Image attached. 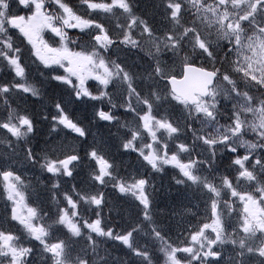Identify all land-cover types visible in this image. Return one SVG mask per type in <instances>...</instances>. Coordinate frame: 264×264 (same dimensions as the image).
<instances>
[{
	"label": "trees",
	"instance_id": "trees-1",
	"mask_svg": "<svg viewBox=\"0 0 264 264\" xmlns=\"http://www.w3.org/2000/svg\"><path fill=\"white\" fill-rule=\"evenodd\" d=\"M96 1L101 2L103 0H92V2ZM66 2L76 13L79 12L76 4L77 0H66ZM125 2L130 5L134 15L146 20L153 37L148 35L140 37L137 29L141 25L136 22L131 29V34L138 40L139 47L137 49L125 47L121 43L122 35L113 38L111 39L113 42L109 48L108 59L120 63L134 74V87L141 95H149L152 99V105L149 110L148 106L133 96L128 102L132 105L134 112L139 113L140 116L135 115L133 111H125L119 107V104L124 102L127 90L121 84L114 83L109 91L111 98L118 105L113 114L118 115L120 119L110 125L106 122H96L94 120V113L97 108L104 107L107 109L106 102L93 101L86 97L76 99L72 86L61 84L53 79L54 74L61 75L62 72L58 73L52 67L44 68L42 62L31 53L25 40L18 38L17 33H14L15 28H8L2 37L3 40L1 41H9L13 50L9 51L1 43L0 52L3 51L7 58H18L19 63L23 65L26 71L24 78L21 79L13 73V67L7 58L0 59V86L6 85L8 87L7 91L0 92V120L14 119L16 115L25 113L33 118L37 126L36 134L26 141L13 140L4 129L0 128V170L9 169L25 180L22 189H19L25 193V200L21 204L27 209H38V214L30 216V221L33 227L44 230V244H42L35 237L25 232L21 224L13 222L9 211L11 203L0 195V232L12 235L15 238L14 246L28 249L27 256L22 258L24 264H52L54 253L48 251L46 246H52L55 243H62V250L60 251L61 260L64 261V264H73L80 257L89 255L93 249L97 254L106 255L107 258L104 264H138L139 256L129 253L117 239L122 230H126L129 225L138 222L139 213L136 202L132 198L121 197L114 193L111 187V177H103L102 183L93 178L99 174V165L94 159H89L88 149L95 148L96 154L110 163L109 171L118 180H128L131 183L132 179L136 177L149 175L148 170L135 153H125L120 150L121 142L127 140L133 131L141 129V116L145 114L155 117L167 116L179 123L184 130V134L176 137V139L187 141L191 137L189 127L197 131L198 136L204 142L197 141L195 150L205 160L215 159L210 171L204 168V165H201V172L207 173L208 176L222 174L230 177V182H232L231 184L236 192V196L234 195L236 202L234 201L235 197L231 195L232 191H230V194L229 190H224L221 193L217 203V212H220L224 219L232 218L234 221H239L243 215L239 198L253 193L251 181L241 180L245 186L243 188L241 184L236 183L240 178L238 177L237 166L233 165L231 161L236 157H243V153H245V149L240 148L238 145L239 138H236V143L232 145L228 139L224 138L222 142L215 140L209 143V134L213 135L211 130H215L217 134L220 133L222 128H214L215 121L207 126L204 121H189L177 104L168 99L167 93L169 91L164 81L154 79L150 74L152 62L148 60L144 52L151 51L157 43H160L159 37L164 33L175 35L182 30L179 25H174L167 18V10L164 7L163 0H125ZM2 6L7 8L4 14L5 18L10 17L9 12L16 13L15 10H18L19 16L28 13L23 12V8H14L11 0H4L3 3H0V9ZM82 7H85V5ZM119 14V12L105 14L98 11L97 13H86L82 17L85 20L92 21L93 24L102 26V29L111 34L119 29L120 25L123 28L127 26V23ZM192 22L191 12L182 11L181 24L188 26ZM243 28L245 29V27ZM92 35L90 38H86L84 34H81L75 38V42L79 40L77 47L82 43L85 45L93 37L102 34L93 33ZM152 40L154 44H152ZM181 44L183 47H187L183 40ZM17 49L19 51H15ZM212 51L215 56L214 60L198 58L187 64L207 69L217 66L227 70L229 63L235 59L233 56L228 55L224 47H219V45H216ZM164 66L171 70L175 65L168 56H165ZM249 78L251 79V76ZM18 84L31 88L37 95L34 96L30 92L16 91L18 89L16 85ZM237 86L238 88L244 87L239 82ZM247 90L254 95L261 91L258 86L255 89L248 88ZM153 92L156 93V96H151ZM56 102H59L63 109L71 114L73 119L85 125L89 133L87 139L81 141L73 133L64 131L53 133L49 131V122L54 115L53 105ZM221 104L222 111L217 114L216 120L218 119L219 123L224 125L225 121L220 119L227 117L226 124H234L232 107L228 106L229 103L221 102ZM160 136L162 138L163 133H160ZM244 136L247 139L253 138L247 132L244 133ZM146 142H148V137L142 132L138 135V139L134 141V145L139 148ZM225 144H227V147L231 146V148L228 149ZM26 145L32 148L33 155L44 151L57 157L58 161L60 158L65 157V153H77L80 159L78 163L73 161L68 165L71 170L70 176L64 175L61 167V173L53 177L51 174L39 169L36 164L29 162ZM235 145L239 154L236 156L233 155L235 152L232 151ZM259 157L264 159L262 151ZM252 161L253 157L250 155L248 163L250 164ZM258 169L259 167H257L256 172L264 175V172H258ZM173 171L172 169H166L162 175L153 174L151 176L157 190L153 198L159 211L156 219L160 224L162 238H154L147 224H144L140 230L133 234L132 243L138 253L147 251L153 264H161L164 253L168 251L169 246L178 251L176 258L179 264H185L188 260H191V264H201V262L203 264H223L222 261L217 260L210 262L202 255L193 259L194 255L182 252L184 248L190 246V242L194 241L193 236H198L197 230L201 231L202 225L211 223L213 211L207 193L194 188L182 189L173 185L170 179ZM53 179L58 181V187L56 188L52 187ZM0 180H3V178L0 177ZM3 182L12 183V177ZM53 193H55V199H53ZM97 193L102 194L104 199V205L99 210V215L103 219L105 228L112 227L113 231L111 238L97 237L95 233H92V240L90 241L86 235L89 230L84 227V224L95 218L97 209L95 206L86 203V200L90 196H96ZM65 194L75 203V208L68 204ZM61 209H64L65 212L62 213ZM65 213L69 217L68 223L74 224L77 229L81 230L80 235H73L67 224L61 222L60 217ZM225 236L235 240V234L225 233ZM238 239L241 238L238 237ZM254 241L258 243L256 237H254ZM238 246V243L231 244L234 249ZM249 247H251L250 244H245L244 248L240 247L244 252V255L240 257L232 250V264H237V261L240 264H264L262 260L257 261L252 252L251 254L245 252V248Z\"/></svg>",
	"mask_w": 264,
	"mask_h": 264
},
{
	"label": "clouds",
	"instance_id": "clouds-1",
	"mask_svg": "<svg viewBox=\"0 0 264 264\" xmlns=\"http://www.w3.org/2000/svg\"><path fill=\"white\" fill-rule=\"evenodd\" d=\"M46 2L47 0H38L34 5L35 11L44 17L48 28L52 31L54 36L58 37L61 46L70 39L64 31L65 26L69 28L76 26L83 30L93 23L90 20H85L80 17L66 0H53L58 11H49L45 7ZM79 2L90 10L99 9L107 12L111 11V6L104 3H93L92 0H79ZM241 2L242 0H163L164 7L167 10V18L171 20L174 25H179L182 30L175 35L164 33L159 37L160 43H157L151 51H145L144 54L147 56L148 60L152 62L150 70L151 76L163 82L166 81L169 76L182 75L183 66L187 63H192L198 58L202 59L207 56L210 61L214 60L215 56L212 49L216 45H220L221 41H227L230 37H235L233 42L238 46L233 49V53L235 57H238V62L236 59H233L229 63L227 70L212 66L209 71L203 74V86L196 90L195 95L179 97L172 95L171 91H169L167 97L177 104L189 121H204L206 122V126L208 124H213L215 121L214 128H223L224 133H228L227 136H224V133H217L216 135L210 133L209 143L219 140L222 137L228 140L232 139L233 136L239 137V147L245 149V155L243 157L234 158L231 163L237 166L239 178L251 181L256 185L253 195L259 193L260 196H264V181L258 178L256 172L257 167L264 170V159L257 156L250 164L248 163V158L252 152H255L257 149H264V29L259 31L253 30L248 32L246 36L244 35L246 29L240 25V20L236 18L235 11H230V9L238 8ZM120 6L123 11L129 15L130 20L133 21V25L138 22L144 28L146 35L153 37V33L147 26L146 20L134 15L130 5L125 2V0H120ZM249 9L250 10L246 9L244 11V15L241 19H246L250 16L252 12L256 10V5L250 4ZM182 11H190L193 16V22L188 26L181 24ZM45 13H47V15H45ZM229 17L232 19V24L226 28L224 21ZM70 20H76L77 25H71L69 23ZM4 31V28H0V32ZM121 35V43L124 44L125 47H130L132 49H137L139 47L138 40L127 29H125ZM182 40L187 47L182 46ZM0 43H3L9 51L13 50L9 41H0ZM110 45L111 44H109V46ZM15 51L19 50L17 49ZM107 51L108 49L105 48L103 53L99 51H94L92 53L96 64L102 62L104 66L110 70L111 75L108 76L103 73L99 67H95V70L100 73L101 76L105 77V80L102 83L93 79L97 85V90L92 92L91 100L107 103V109L104 107L96 109L94 120L96 122H106L110 125L120 119L118 115L113 114V111L118 105L111 98V93L109 91V87L114 83H120L127 90L124 102L119 104V107L123 108L125 111L134 112L132 105L128 102L133 96L141 103L148 106L149 110L152 105V99L149 95H141V93L137 91L134 87V74L124 68L120 63L109 61L105 55ZM0 55H5V53L0 52ZM34 55L41 61L38 53H34ZM165 56H168L175 65L171 70L164 66ZM42 65L44 68H51L43 63ZM250 76L251 79L249 78ZM53 79L56 80L54 75ZM56 81L60 82L58 80ZM238 82L242 83L244 87L238 88ZM224 85L231 89V93L224 90ZM257 86L261 91L256 96H253L247 89H255ZM0 92H3L2 87H0ZM75 92L76 89H73V94L76 99L85 98V96L77 98ZM233 94L240 98L239 101L232 102L235 124L221 125L219 121L216 120L217 114L222 111L219 107L221 99H223L225 103L232 101ZM151 96H156V93L153 92ZM58 104L59 102H56L53 105L54 115L49 122V131L53 133L61 131L73 133L75 136L79 137L81 141L87 139L89 133L85 125L73 119L71 114L65 111L60 104V108H58ZM61 109L64 115L74 121L75 125L80 129V132H74L72 129L66 128L64 125L60 124L59 117L62 114ZM101 111L107 113L110 119L101 118L99 115ZM134 114L140 116L139 113L134 112ZM21 116L26 117L30 121V125H22L20 123ZM54 117L56 119H54ZM3 124H8L10 128L16 130V134L3 128ZM0 128L4 129L13 140L26 141L36 134L37 126L31 116L20 113L16 115L14 119L8 118L0 120ZM189 130L191 131V137L187 141L176 139V137L184 134V130L179 123L171 120L167 116H144L141 129L133 131L127 140L122 141L120 150L125 153H135L140 158L144 167L148 170L149 175L136 177L129 183L128 180H118L117 177L112 175L109 171L111 173V187L113 192L121 197L132 198L137 205V211L139 213L138 222L134 225H129L126 230H122L118 237H123V239L118 240L129 253L139 256L138 264H153V262L147 251L137 252L136 247L132 243L133 234L140 230L144 224H147L154 238H162L160 224L156 219L159 215V211L156 208V202L153 198L157 191L151 179L153 174L162 175L166 169H172L174 171L170 179L173 185L182 189L194 188L207 193L213 209V216H215V209L221 197V193L224 190H230L233 195L234 189L230 182V177L222 174L208 176L207 173L201 172V165H204V168L210 171L212 165L215 163V159L205 160L199 156L198 152L195 150L196 142L200 141L203 143L204 141L198 136L195 129L189 127ZM142 132L147 135L148 142L137 148L134 145V141ZM245 132L249 135H254V138H245ZM159 133H163L162 138L158 135ZM125 145H127V147H125ZM25 148L27 159L30 163L36 164L39 169L45 173L51 174L53 177L61 173L62 169L59 164L56 165L59 171L55 173L50 172L47 167L49 162L57 160V157L44 151L33 155L30 146L26 145ZM93 151L96 152V149H88V152ZM232 151L235 152L236 149L233 148ZM72 154L79 157L77 153H65L64 155L67 156ZM145 157L147 158L145 159ZM79 159L74 162L78 163ZM89 159L92 158L89 156ZM235 161H239V163ZM3 172L12 173L9 169L0 170V173ZM63 174L65 175L64 169ZM0 177L3 178L2 175H0ZM10 177H12L13 180L10 184L15 185V189L13 190L11 187H7L6 185L9 183H4V179L0 180V195L10 202L15 200L18 204L23 203L25 200V193L23 190L19 189H22L25 180L14 173H12ZM17 177L19 179H17ZM137 180H143L144 183L138 185L137 188L133 190L121 191L116 186L117 183H122L125 188H127L129 184H135ZM52 187H58V181L55 179L52 181ZM100 196V193L96 194V197L99 198ZM137 196H139V199H137ZM53 199H55V193H53ZM86 203L95 206L97 209L95 218L90 219L87 225L84 224V227L89 230L86 234L88 239L90 241L92 240V233H95L97 237L111 238L113 231L112 227L105 228L103 219L99 215V210L104 205L103 196L99 204H93L91 196L87 198ZM249 205L254 210L250 211L249 216L245 218L244 231L250 233L252 236H255L257 231H259L260 247L258 249L245 248V252H257L260 259L264 261V214L257 217L256 213L260 210L256 208V200L251 197H249ZM32 209L35 215L38 214V209ZM245 210H249L248 205L245 206ZM13 216H15V220L20 221L25 228H31V224L27 219L18 217L12 212V219ZM29 216L33 215L29 213ZM210 227H212L216 233L214 238H210L207 234L200 233L199 230H197L198 234L203 239L207 240L209 249L212 245L216 244L217 241L221 240L223 234L219 218H213ZM80 233L81 230L78 229L73 235L78 236ZM36 234V238L39 239L40 233L36 231ZM10 241L13 246H9ZM10 241L7 236L0 238V256L7 257L4 264H24L22 257L27 256L28 249L16 251L14 249L15 238ZM231 242L235 243L234 241ZM197 243H199V240H197ZM240 247L244 248L243 241L240 242ZM59 252L60 250L57 249V253ZM213 253H216L217 256L219 255V253L211 250L205 251L202 255L205 257H213ZM173 254L175 255L173 256ZM199 254L200 253L197 252V255ZM243 255L244 252L237 253L238 257ZM89 256H91V258H89ZM106 258V255L97 254L95 249H93L89 255L80 257L78 260L74 261L73 264H104ZM192 258L195 259V257ZM52 264H64V261L61 260V254L54 255ZM161 264H177L176 252L171 246H169L168 251L164 253ZM185 264H191V260L186 261ZM201 264H203V262H201ZM237 264H240V262L237 261Z\"/></svg>",
	"mask_w": 264,
	"mask_h": 264
},
{
	"label": "rangeland",
	"instance_id": "rangeland-1",
	"mask_svg": "<svg viewBox=\"0 0 264 264\" xmlns=\"http://www.w3.org/2000/svg\"><path fill=\"white\" fill-rule=\"evenodd\" d=\"M11 2L13 3L14 8H16V9L23 8V12L26 11L28 13H24V16L23 15L19 16V14H18V15H14L13 17L5 18L4 14H5V11H7V8L5 6H2L0 9V28H4L5 31L0 32V41L3 40L2 37L5 35L8 28H15L14 33L15 32L17 33L18 38L25 40V42L29 46L31 53L33 55H34V53H38L40 56L44 57L45 59H48L50 61H54L56 59V57L58 55H60L61 53L65 52V49H66V52L71 54L70 59L72 61V66L76 70H78L81 75H83L85 72H87L89 70L97 72L95 70V68L93 67V63H96V61H95L94 57L92 56V53L94 51H99V52L103 53L104 49L107 48L108 51H107V53H105V55L107 56V59H108L110 46L105 45V46L101 47L100 43H98L97 40L94 39V37H93L92 40L88 41L85 45H83V43H82L77 47V45L79 44L78 43L79 40H77V42H75L74 41L75 38H77L81 34H84L86 38H90L91 36H93L92 35L93 33H95V34L101 33L102 34L101 36H103L106 33L111 39H113V38L120 37L122 32L125 29H127L129 32H131V29L135 26V24L133 25V21L130 20V18L128 17V14H126L123 11L120 4H113L112 0H103L101 2H97V1L93 2V3H104L107 5H110L111 6L110 12L99 10V9L98 10H90L86 6L82 7L83 5L80 4L79 0H77L76 4L78 6V11H79L77 14L80 17H82L86 13H88V14L89 13H97L98 11L104 12L105 14L119 12L120 13L119 16H121L122 19L127 23V26L125 28H123L120 25L119 29H117L115 32H113L111 34L108 33L107 30L102 29L100 26H97V24H93V23L90 26L85 27L83 30H81L79 27H76V26L71 27V28L65 26L64 31L67 33V35L70 37V39L63 46H61L59 44L58 37L54 36L52 31L48 28L44 17L35 11L34 5H35V3L38 2V0H23V4H24L23 7L17 6V0H11ZM250 4H255L256 10L254 12H252V14L250 16H248L246 19H241V17L244 15V11L246 9L250 10L249 9ZM45 7L49 11H53V10L58 11V8H57L56 4L53 3V0H47ZM15 11H16V13H19L18 10H15ZM230 11H235L236 18L238 20H240V25H242V27H245V29H246V34L244 33L245 36L247 35L248 32H251L253 30L259 31L261 29H264V0H242V2L240 3V6L238 8L230 9ZM45 15H47V13H45ZM228 19L224 21L226 28L232 24L231 17H229ZM12 23H14V24H12ZM69 23L71 25H77L76 20H70ZM130 25H133V26L129 27ZM137 32L140 35V37L142 35H146L144 28L142 26L137 29ZM42 40L45 43H41ZM234 40H235V37H230L227 41H221L219 47H224L225 51L228 52V55L233 56V58H235L238 62V57H235L234 53H233V49H235L238 46L236 43L233 42ZM152 44H154L153 40H152ZM46 49L51 50L52 53L48 54L46 52ZM0 50H1V43H0ZM87 55H91L93 57L92 62H88L87 60L84 59V57ZM34 56L36 57V55H34ZM3 57L7 58V55L6 54L0 55V59H2ZM8 58H7V60H8ZM12 59H14V58H12ZM60 65H62V66H57V65L53 64L52 68H55L58 73L62 72L61 75H65L63 68L69 66V59H64L61 56L60 57ZM13 73H15V72L13 71ZM71 80L73 81V84L77 83L75 77H71ZM60 83L64 84V85L71 86L68 83H62V82H60ZM87 83L91 87V90L93 92H95L97 90V85L93 79L89 78ZM116 84H120V83H116ZM223 87H224V90L231 93L230 88H227L226 85H224ZM25 88H28V87H25ZM109 88H112V85ZM16 91L25 92L22 88H18V89H16ZM252 95L256 96L254 94H252ZM233 101H239V98L237 96H235L234 94H233L232 101L227 102V103H229L228 106L230 105L232 107ZM221 102H225V101L223 99H221ZM221 102H220L219 107L222 106ZM225 114H226V112H225ZM220 120H224L225 124H226L227 117H224ZM234 124H235V121H234ZM211 132L213 133V135H216L215 130L213 131V129H212ZM220 133H224L223 128L220 130ZM158 135H160V133ZM227 135H228V133H224V136H227ZM252 137L254 138V135H252L251 138ZM236 138H239V137L233 136L232 139L229 140L231 145L236 143ZM137 139H138V136H137ZM222 139H223V137L221 139H219L220 141L219 140H217V141L222 142ZM225 145L227 147V144H225ZM227 148L230 149L231 146L227 147ZM233 148L237 149L236 145ZM257 150L255 152H252V154H255L257 152ZM256 157H257V155H255L254 158H256ZM239 181H241V179H239ZM239 181H237L236 183L241 184L242 188L245 187L244 184L242 183V181L241 182H239ZM229 194H230V190H229ZM231 195H232V193H231ZM235 196H233V197H235ZM249 197L256 200V208H259V210H260L259 212L256 213L257 217H259L261 214H264V198L262 199L263 196H260L259 193H256L255 195H243V198L240 196L239 201L240 200L242 201L241 202V210H242L243 215L240 217L239 221H234L232 218L231 219H224L223 215L220 212H217L218 211V208H217L218 204H217L216 209H215V216H213V218H219L221 221V228L223 230L221 240L217 241L216 244L212 245L211 248L209 249L207 240L203 239L199 234H197L198 236L196 237V239L194 241L190 242V246L184 248V249H191V251H184V249H183L182 252L189 254V255H194V257L196 258L199 255H202L205 251L211 250L213 252L219 253V255L216 257H205L203 255L202 256L205 257L210 262H214V260H217V261H222L223 264H232V260H233L232 250L234 251V253H238V252L243 251V249L240 248V242L241 241H243L244 245L250 244L251 247H249V248L258 249L260 247V243H255V241H254L255 236H252L250 233H246L244 231L245 218H247L249 216L250 211L254 210L249 205ZM235 199H236V197L234 198V201H235ZM10 203H11V212L15 208L16 216L24 218V219H26L28 217L27 220L31 224V228L30 229L25 228V226L18 220H16L14 223L19 222L20 224H22L24 226L25 230L28 231V233H30L31 236L36 238L37 234L36 233L34 234V231H33L36 228L33 227V224L30 221L28 209L26 207H24L23 204L16 203L15 200L11 201ZM246 205L249 206L248 211L245 210ZM212 211H213V209H212ZM211 224H212V221H211V223H209V225H211ZM199 232H201V231H199ZM202 233L207 234L210 238H214L216 235V233L214 232L212 227L204 228ZM225 233H229L230 235L235 234V240H231L230 238L225 236ZM257 233H256V235H260L259 231H257ZM5 235H7V234H5ZM238 237H240L241 239H238ZM37 240H39L42 244H44L43 234H40V238ZM197 240H199V243H197ZM231 241H234L235 242L234 244L238 243L239 246L235 249L232 248L231 244L233 242H231ZM9 246H13L11 241H10ZM46 247L48 250L51 246H46ZM14 249L16 251H19L22 248L14 246ZM175 252L177 253L178 251L175 249ZM197 252H199L200 254L197 255ZM246 253H248V252H246ZM249 253L251 254V252H249ZM53 255H55V253ZM252 255L254 257H256L257 261L261 260L257 252H252ZM6 259H7L6 256H0V264H4ZM177 264H179V262H177Z\"/></svg>",
	"mask_w": 264,
	"mask_h": 264
},
{
	"label": "snow or ice",
	"instance_id": "snow-or-ice-1",
	"mask_svg": "<svg viewBox=\"0 0 264 264\" xmlns=\"http://www.w3.org/2000/svg\"><path fill=\"white\" fill-rule=\"evenodd\" d=\"M4 0H0V3H3ZM113 4H120V0H112ZM17 6L19 7H23V0H17ZM9 16H14V15H18L19 13H13V12H9L8 13ZM102 27V26H101ZM94 39L97 40L98 43H100V46L103 47L105 45H109L112 43L111 38L105 33L102 37L101 36H95ZM102 42V43H101ZM41 43H45L43 40L41 41ZM63 57L64 59H69V66L68 67H64L63 71L65 73V75H57L54 74V78L62 83H68L69 85L73 86L76 89L75 95L77 98L81 97V96H85L88 97L89 99L92 98V90L91 87L88 85L87 81L89 78L91 79H95L96 81L99 82H104L105 77L101 76L100 73L94 72L92 70H89L87 72H85L83 75L80 74V72L78 70H76L73 66H72V61L70 59L71 54L66 52L61 53L60 55H58L56 57V59L54 61H50L48 59H45L44 57L40 56L41 62L43 64H45L46 66L52 67L53 64L57 65V66H62L60 65V57ZM85 60H87L88 62H92L93 61V57L91 55H87L84 57ZM9 63L12 65L13 67V71L15 72V75L21 79L24 78L25 76V69L23 67V65H21L18 61V58L12 59V58H8ZM93 67H99L103 73L107 74L108 76L111 75L110 70L104 66V64L101 62L99 64L93 63ZM71 77H75L77 83L73 84V81L71 80ZM2 87L3 91H7L8 87L5 86H0ZM17 88H22L25 92H30L32 95L36 96L37 94L35 92L32 91L31 88H25L23 85L18 84L16 85ZM58 108H60V105H57ZM61 115L59 117V122L60 124L64 125L66 128H70L72 129L74 132H80V129L75 125L74 121L71 120L68 116L64 115L61 109ZM99 115L101 116V118H107L110 119V117L108 116L107 113L101 111L99 113ZM144 116H148V114H145L143 116H141V119L144 118ZM54 119H56L54 117ZM20 123L22 125L24 124H29L30 125V121L24 117L21 116L20 117ZM3 128L8 129L9 131H12L13 134H16V130L12 129L9 127L8 124H3L2 125ZM82 134V133H81ZM125 147H127V145H125ZM89 156L95 160V162L99 165V174L96 175L94 177L95 180H97L98 182L102 183L103 182V177L105 176H111V173L109 172V168L111 167L110 163L105 160L103 157H100L96 154V152H89L88 153ZM147 157H145L146 159ZM79 159V157L75 154L72 155H67L65 156L63 159L60 160H52L49 162L48 164V170L50 172H57L59 171V169L56 168V165L59 164L60 167H62L64 169V173L65 175H71V170L69 169L68 165L70 164V162L73 161H77ZM236 163H239V161H235ZM0 175L3 176V179L5 181L9 180V177L12 175V173L10 172H3L0 173ZM17 179H19L17 177ZM144 183L143 180H137L135 184H129L127 188H125V186L122 183H117V188H119L121 191H129V190H133L135 188H137L138 185H142ZM7 187H11L13 190L15 189V185H11L10 183L8 185H6ZM233 195H236L235 190H233ZM65 199L67 200L68 204L71 205L72 207H76L75 203L71 200L70 197H67V195L65 196ZM93 204H99L102 200V194L101 196L98 198L96 196L91 197ZM137 199H139V196H137ZM15 208L12 210L13 213H15ZM29 213H31L33 216L35 215L34 210L32 208L28 209ZM61 212L64 213L65 210L61 209ZM13 219H16L15 216H13ZM61 222H64L67 224V226L69 227V229L72 231L73 234L76 233V231L78 230L76 228V226L74 224H70L68 223L69 221V217L67 216V214L65 213L64 215H62L60 217ZM85 224L87 225V222H85ZM210 227L209 224H204L201 227V232L203 231L204 228H208ZM36 231H38L40 234H43V229L42 228H36L34 229V234L36 233ZM7 236L8 240H12L14 239V237L12 235H5L4 233L0 232V238ZM117 239H123V237H117ZM193 239L195 240L196 237L193 236ZM57 249L62 250V243H55L53 244L48 250L60 255L61 251L59 253H57ZM184 251H191V249H184ZM175 254H173L174 256ZM217 254L213 253V257H216Z\"/></svg>",
	"mask_w": 264,
	"mask_h": 264
},
{
	"label": "water",
	"instance_id": "water-1",
	"mask_svg": "<svg viewBox=\"0 0 264 264\" xmlns=\"http://www.w3.org/2000/svg\"><path fill=\"white\" fill-rule=\"evenodd\" d=\"M46 52L52 53L46 49ZM205 70L193 65L183 66V74L180 77H170L165 82L174 96L187 97L195 95L196 90L203 86V74Z\"/></svg>",
	"mask_w": 264,
	"mask_h": 264
}]
</instances>
